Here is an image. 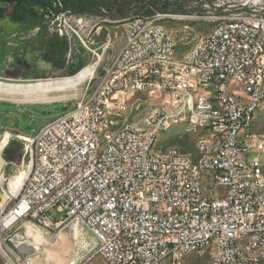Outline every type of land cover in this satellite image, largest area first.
Instances as JSON below:
<instances>
[{
    "label": "built area",
    "instance_id": "built-area-1",
    "mask_svg": "<svg viewBox=\"0 0 264 264\" xmlns=\"http://www.w3.org/2000/svg\"><path fill=\"white\" fill-rule=\"evenodd\" d=\"M191 2L201 10L128 17L125 43L92 91L22 139L26 176L16 194L0 188V264H29L23 227L66 219L95 239L75 264H184L204 252L205 264H264V138L251 127L264 109V7ZM60 18L58 33L67 26L86 45L93 18L65 10L49 23ZM169 19L209 30L177 58ZM129 92L159 104L138 124L114 127L129 110L114 97ZM181 124L198 131L192 152L159 142ZM52 209L63 218L52 220Z\"/></svg>",
    "mask_w": 264,
    "mask_h": 264
},
{
    "label": "rangeland",
    "instance_id": "rangeland-1",
    "mask_svg": "<svg viewBox=\"0 0 264 264\" xmlns=\"http://www.w3.org/2000/svg\"><path fill=\"white\" fill-rule=\"evenodd\" d=\"M160 2L166 6V9L159 11L187 13L201 10L199 4L194 5L191 0H160ZM3 5L5 3L0 2V6ZM188 5L191 8H187ZM260 5L264 7V0H261ZM122 11L124 14L118 19L111 15L84 14L87 18H93L90 23L93 29L87 28L82 33L86 45L81 44L76 38L75 40L68 38L64 31L66 29L70 32L67 26L64 28L60 26L64 34L58 33L57 25L64 24L63 18L56 20L53 27L49 21L17 24L8 19L0 20V80L19 82L71 76L97 61L91 77L74 86L36 91H0V130L16 129L9 131L12 133L11 148L21 154L15 162H10L4 158L2 150L0 151L2 177L0 188L6 187L8 179L20 170H26L25 142L19 138L22 135L19 132L33 137L46 123L71 110L76 99L92 91L103 68L124 45L125 21L128 17L139 14V11L133 5L123 7ZM101 12L107 13L105 10ZM65 20L71 23L70 20L66 18ZM164 25L175 42L177 58L209 30L206 23L195 20L184 22L169 19L164 21ZM48 42H54L61 52L52 54L48 49ZM116 97L127 100L129 110L124 119H118L113 123L114 127L122 124H138L159 104L158 98L147 94L129 92L124 95L117 94L114 98ZM251 127L264 138V109L259 112L256 119L254 118ZM197 134L196 129L181 124L169 133L163 134L159 142L162 146L175 145L182 152H192ZM9 136V134L3 136L6 137L5 144ZM220 191L221 189L217 188L215 192ZM2 200L3 196L0 194V204L3 203ZM63 214L56 212L55 209L49 212L52 220L62 219ZM22 230L29 231L26 236L32 246L26 255L29 264H71L77 259L79 261L87 258L94 251L95 239L91 232L82 223L71 219L64 220L56 229L32 230L23 227ZM207 258V252L189 254L184 257L183 263L205 264ZM92 264L101 263L97 257H94Z\"/></svg>",
    "mask_w": 264,
    "mask_h": 264
},
{
    "label": "trees",
    "instance_id": "trees-1",
    "mask_svg": "<svg viewBox=\"0 0 264 264\" xmlns=\"http://www.w3.org/2000/svg\"><path fill=\"white\" fill-rule=\"evenodd\" d=\"M59 3V4H58ZM136 6L139 14L147 15L152 9L162 10L166 6L160 0H15L0 6V20L8 19L16 23H42L52 20L59 12L68 10L75 14H95L97 16H114L122 18L125 6ZM161 7V8H160ZM105 10L107 13H102ZM52 54L61 49L54 42H48ZM11 140L3 147V156L7 161L15 162L20 153L11 148Z\"/></svg>",
    "mask_w": 264,
    "mask_h": 264
},
{
    "label": "bare ground",
    "instance_id": "bare-ground-1",
    "mask_svg": "<svg viewBox=\"0 0 264 264\" xmlns=\"http://www.w3.org/2000/svg\"><path fill=\"white\" fill-rule=\"evenodd\" d=\"M97 61L89 64L74 75L59 77V78H44L38 80H23L19 82H8L0 80V91H36V90H46V89H54V88H62L68 86H74L82 82L84 79L94 73ZM19 138L24 139L28 138V136L21 135ZM6 137L0 140V151L5 144ZM26 176V170H20L18 173L10 177L7 181L8 189L13 194H16L20 185L22 184L24 177ZM2 177L0 175V181ZM1 183V182H0ZM1 194V193H0ZM2 195V194H1ZM1 205V204H0ZM78 260V259H77ZM75 260V262L77 261ZM74 261L71 264L75 263Z\"/></svg>",
    "mask_w": 264,
    "mask_h": 264
},
{
    "label": "crops",
    "instance_id": "crops-1",
    "mask_svg": "<svg viewBox=\"0 0 264 264\" xmlns=\"http://www.w3.org/2000/svg\"><path fill=\"white\" fill-rule=\"evenodd\" d=\"M2 20V19H1ZM10 21V20H9ZM12 22V21H11ZM12 23H16V22H12ZM12 130H16V129H12V128H3L2 130H0V140L3 138L4 135L6 134H9V138H8V141L11 140V136H12V133H10L9 131H12ZM18 131V130H17ZM19 132V131H18ZM20 134L24 135L23 133L19 132ZM7 141V143H8ZM6 143V144H7ZM4 144V146L6 145Z\"/></svg>",
    "mask_w": 264,
    "mask_h": 264
},
{
    "label": "water",
    "instance_id": "water-1",
    "mask_svg": "<svg viewBox=\"0 0 264 264\" xmlns=\"http://www.w3.org/2000/svg\"><path fill=\"white\" fill-rule=\"evenodd\" d=\"M15 0H0L2 3L10 4L13 3Z\"/></svg>",
    "mask_w": 264,
    "mask_h": 264
},
{
    "label": "flooded vegetation",
    "instance_id": "flooded-vegetation-1",
    "mask_svg": "<svg viewBox=\"0 0 264 264\" xmlns=\"http://www.w3.org/2000/svg\"><path fill=\"white\" fill-rule=\"evenodd\" d=\"M5 5H6V3H5ZM17 24H20V23H17Z\"/></svg>",
    "mask_w": 264,
    "mask_h": 264
}]
</instances>
